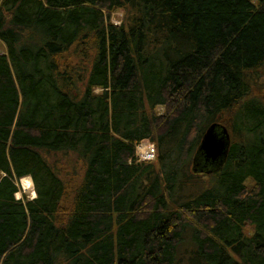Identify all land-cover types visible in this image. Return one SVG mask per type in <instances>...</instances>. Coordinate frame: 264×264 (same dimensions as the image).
<instances>
[{
    "label": "trees",
    "instance_id": "trees-1",
    "mask_svg": "<svg viewBox=\"0 0 264 264\" xmlns=\"http://www.w3.org/2000/svg\"><path fill=\"white\" fill-rule=\"evenodd\" d=\"M0 41V264H264V0H0Z\"/></svg>",
    "mask_w": 264,
    "mask_h": 264
},
{
    "label": "water",
    "instance_id": "water-1",
    "mask_svg": "<svg viewBox=\"0 0 264 264\" xmlns=\"http://www.w3.org/2000/svg\"><path fill=\"white\" fill-rule=\"evenodd\" d=\"M231 146V137L228 129L219 123H214L205 131L198 154L208 166L221 167L227 160Z\"/></svg>",
    "mask_w": 264,
    "mask_h": 264
},
{
    "label": "rangeland",
    "instance_id": "rangeland-1",
    "mask_svg": "<svg viewBox=\"0 0 264 264\" xmlns=\"http://www.w3.org/2000/svg\"><path fill=\"white\" fill-rule=\"evenodd\" d=\"M123 18H124V12H123V10H117L112 15V21L115 22V23H118V24L122 22ZM5 50H6L5 46L0 41V52H4ZM99 91H100V89H97V92H99ZM158 112L159 113L164 112V108L163 107H159L158 108ZM24 178L26 180H28V181L30 180L31 183H32V186L29 187V188H26L25 185L22 182V180H23V178H22L20 180V182H19V186L21 188V192H18L17 193V198H21L22 199L23 196L25 195L27 198L33 199V198L36 197L34 183H33L32 179L30 177H24ZM248 184L249 185H252L251 180L248 181Z\"/></svg>",
    "mask_w": 264,
    "mask_h": 264
},
{
    "label": "built area",
    "instance_id": "built-area-1",
    "mask_svg": "<svg viewBox=\"0 0 264 264\" xmlns=\"http://www.w3.org/2000/svg\"><path fill=\"white\" fill-rule=\"evenodd\" d=\"M137 151L140 160H154L156 157L155 146L153 143H142L138 145Z\"/></svg>",
    "mask_w": 264,
    "mask_h": 264
},
{
    "label": "bare ground",
    "instance_id": "bare-ground-1",
    "mask_svg": "<svg viewBox=\"0 0 264 264\" xmlns=\"http://www.w3.org/2000/svg\"><path fill=\"white\" fill-rule=\"evenodd\" d=\"M154 146H155V145H154ZM155 153L157 154L156 146H155ZM22 182H23V184L25 185L26 188H29V187L32 186V183H31L30 180L28 181V180H26L25 178H23Z\"/></svg>",
    "mask_w": 264,
    "mask_h": 264
},
{
    "label": "flooded vegetation",
    "instance_id": "flooded-vegetation-1",
    "mask_svg": "<svg viewBox=\"0 0 264 264\" xmlns=\"http://www.w3.org/2000/svg\"><path fill=\"white\" fill-rule=\"evenodd\" d=\"M223 165H224V164H223ZM223 165H222V166H223ZM222 166H221V167H222Z\"/></svg>",
    "mask_w": 264,
    "mask_h": 264
}]
</instances>
